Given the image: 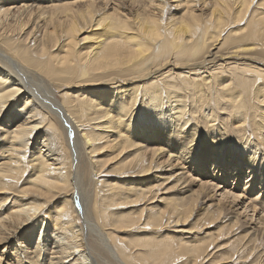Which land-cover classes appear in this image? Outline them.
<instances>
[{
	"label": "bare ground",
	"instance_id": "1",
	"mask_svg": "<svg viewBox=\"0 0 264 264\" xmlns=\"http://www.w3.org/2000/svg\"><path fill=\"white\" fill-rule=\"evenodd\" d=\"M0 146V264H264V0H0Z\"/></svg>",
	"mask_w": 264,
	"mask_h": 264
},
{
	"label": "rangeland",
	"instance_id": "2",
	"mask_svg": "<svg viewBox=\"0 0 264 264\" xmlns=\"http://www.w3.org/2000/svg\"><path fill=\"white\" fill-rule=\"evenodd\" d=\"M92 35H93V33H90V34H85L84 36H82L81 38H84L85 36H87L88 38H90L91 39V37H92ZM57 89V88H56ZM56 93H57V98L58 99H60V97H59V94H60V92L58 91V90H56ZM165 109V108H164ZM236 133H234V134H231V136H229L228 137V141L226 140V144H228L227 146H226V149H224V155L227 153V149L229 150V148H230V144L231 143H233L232 141H234V139L235 140H237L236 138H237V135H235ZM233 135H234V138H233ZM206 137H208L207 135H206ZM230 138V139H229ZM230 140V141H229ZM136 142H140V141H136ZM229 142V143H228ZM239 144V143H238ZM238 148L240 149V144L238 145ZM0 149H1V146H0ZM102 153V152H101ZM97 156V158H103L102 156H104L105 155V153H102V154H100V153H98V154H96ZM249 155H251V154H249ZM262 156V154H260V157ZM168 157L166 156V158L165 159H167ZM259 162H261V161H259ZM109 165H111L112 166V164H109ZM259 167H261L262 168V164L261 163H259ZM194 168V167H193ZM193 168H191V172L193 171ZM197 168H199V170L198 169H196V172H197V170L198 171H203V169H205V171L207 170L208 172L209 171H213V168H214V166L213 165H211V166H208L207 168H203V169H201V167L199 166V167H197ZM259 169V168H258ZM195 172V173H196ZM189 175V177H190V179L192 180V181H195V183H197V184H199V181L200 180H202V174H200V172L199 173H197V174H188ZM192 176V177H191ZM197 176H199L198 177V179H197ZM204 176V175H203ZM220 177H221V174L219 175ZM245 175H244V179H243V174H242V179H241V181L240 182H237V185L235 186L236 188H239L240 189V193L241 192H243L244 191V189H245V181H246V179H245ZM146 179V178H145ZM136 180H138L137 178H126L125 180H122V181H125L124 183H125V185L126 186H130V185H134L135 183H132V182H134V181H136ZM205 179H203V181H204ZM233 179H228V184L230 183V185L233 183ZM173 183L172 184H169L167 187H166V189H168V188H171V187H173ZM198 186L199 185H197L196 187H195V189H197L198 188ZM257 186V185H256ZM89 187V188H88ZM87 188L88 189H92L93 190V188H94V183H92L91 181L89 182V186H88ZM222 187H223V185H222ZM221 186H220V188H222ZM258 187V186H257ZM163 193H165V191H163ZM264 193V192H263ZM217 194H218V196H217ZM217 194H216V200L217 201H219V200H221L222 198L220 197V195L219 194H221V192H217ZM244 195V194H243ZM241 196V200H240V202L242 201V197H244V196ZM166 196H168V199H172L173 197H175L174 196V194H169V195H162V197H166ZM261 196V194H259V190L258 189H255L254 188V190L252 189V190H250L249 192H248V194H247V196L244 198V201H246L247 203H248V201L250 202V201H257V200H255V199H257V198H259ZM1 198H3V195L2 196H0V199ZM232 201V200H231ZM258 201H260V202H262V206L264 205V194H263V197H261V198H259L258 199ZM246 203V204H247ZM258 208L260 209V207L258 206ZM137 209H139V207H134V208H129V209H125V210H123V212H124V214H128V213H131V212H135ZM238 211H239V213H241L242 214V216H247V217H245L244 219H242V221H249L250 220V218L251 217H253V219H252V225H256L257 227H262V224L260 223V222H258V218L260 217V216H262V214H260V213H253V212H251L252 210H251V208L250 209H248V211L247 212H245V208H244V204H240V206H239V209H238ZM80 213H82V211L80 212ZM254 215V216H253ZM247 218V219H246ZM80 219H81V221H83V216L81 215L80 216ZM36 220V221H35ZM35 221V222H34ZM34 221H33V223L34 224H39V221L37 220V219H34ZM38 222V223H37ZM260 223V224H259ZM46 225H47V221H45L44 222V225L41 227L40 225H38V226H36V228H34V226H32V227H29L27 230H26V235L27 236H29V233H30V231L31 230H33L34 231V235L33 236H29V237H31L32 238V240H33V243H37L38 242V238H39V236L41 235V233H42V235L41 236H43V237H45V241H46V243L44 244V248L45 249H47L48 247H45V245H47V246H49V245H51L50 247H53V248H55V249H53L54 251H61L60 250V248L61 247H71V245H70V241L68 240V239H66L64 236H61V235H59V234H57V233H52V231H53V229H51V228H49L48 230H46ZM250 225V224H249ZM225 224H221V223H219V224H215V225H213V227L212 228H209V226L208 227H202L201 229H199V230H197V229H195V230H192V235H184V236H178L179 234H177V233H173V232H168V231H164V232H162V233H160V234H157V233H150V232H148V233H138V232H131L130 234H124V235H120V236H123L124 238H139V237H143V236H147V237H156V238H158L159 240L160 239H164L165 237H167V236H173V237H176V239L178 240V239H182V240H184V242H186V241H188V242H192V243H194V242H207V241H211V239L213 240V239H216V237L218 236V235H220V234H224V233H226L227 231H226V228H225ZM192 227V225L190 224L189 225V227L188 228H191ZM245 227H249L248 225L247 226H245ZM264 227V226H263ZM178 228H176V230H177ZM204 229H207V230H204ZM235 235V234H234ZM233 235V236H234ZM238 235H240V236H243V234H238ZM50 236V237H49ZM237 237H239V236H234L233 237V239H232V237L231 238H229V239H227V240H224V241H221V242H219V245H221V246H224V248H226V247H228L230 244H227V243H231V245L234 243V241L236 240V238ZM42 239V238H41ZM53 239V240H52ZM63 239V240H62ZM55 240V242H54V244H53V241ZM36 241V242H35ZM57 241H58V243H57ZM59 241H61V242H59ZM69 241V242H68ZM220 241V240H219ZM229 241V242H228ZM69 243V244H68ZM97 242L95 241V239H94V237H91V236H89V240H88V250H90V252L91 251H94L93 249H92V247H94V245H98V244H96ZM57 244H59V246L57 245ZM62 244V245H61ZM41 245V244H40ZM66 245V246H65ZM57 246L58 247H60V248H57ZM261 246H262V244H261ZM3 248V246L2 247H0V251L1 250H3L2 249ZM237 248V245H235L234 247H232V248H227V249H225V250H223L222 252H220V253H218V255H221V254H227V253H231L234 249H236ZM43 249V248H42ZM7 253V252H6ZM11 253H15V250H12L11 251ZM88 254V252L86 251V252H84L83 254ZM96 253V260H98L99 262L101 261V259L103 260V262H104V264H114V261L111 259V257L109 256V254L108 253H106L105 251H97V252H95ZM46 254H48V252H46L45 253V255ZM6 255V254H5ZM89 255V254H88ZM14 256H15V254H14ZM35 256V255H34ZM57 256V255H56ZM91 257H90V259L89 260H93V254L92 255H90ZM44 257V258H43ZM55 257V256H54ZM237 257V255L235 256V258ZM89 258V257H88ZM95 258V257H94ZM10 259L12 260H8V261H6L8 264H13L12 262H15V260H14V258L13 257H10ZM40 259V258H39ZM45 259V260H44ZM35 260H37V259H35ZM187 260H189V255H185V256H183L180 260H179V264H185L186 262H187ZM40 261H42L43 263H45L46 261H48V259H46V256H41V259H40ZM151 261H153L152 259H151ZM117 264V263H116ZM207 264V263H206ZM235 264H237V263H235Z\"/></svg>",
	"mask_w": 264,
	"mask_h": 264
}]
</instances>
